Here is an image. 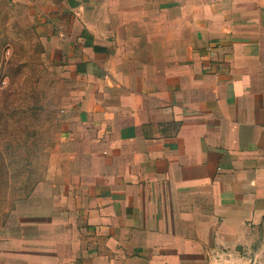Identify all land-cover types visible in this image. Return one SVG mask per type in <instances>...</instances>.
<instances>
[{
  "label": "crops",
  "instance_id": "crops-1",
  "mask_svg": "<svg viewBox=\"0 0 264 264\" xmlns=\"http://www.w3.org/2000/svg\"><path fill=\"white\" fill-rule=\"evenodd\" d=\"M12 3L32 7L67 85V160L7 213L0 264H216V242L249 249L264 227V0L0 8Z\"/></svg>",
  "mask_w": 264,
  "mask_h": 264
},
{
  "label": "rangeland",
  "instance_id": "rangeland-1",
  "mask_svg": "<svg viewBox=\"0 0 264 264\" xmlns=\"http://www.w3.org/2000/svg\"><path fill=\"white\" fill-rule=\"evenodd\" d=\"M38 28L32 7L0 8V224L67 160L60 133L67 85Z\"/></svg>",
  "mask_w": 264,
  "mask_h": 264
},
{
  "label": "water",
  "instance_id": "water-1",
  "mask_svg": "<svg viewBox=\"0 0 264 264\" xmlns=\"http://www.w3.org/2000/svg\"><path fill=\"white\" fill-rule=\"evenodd\" d=\"M82 3V0H78ZM258 236L253 240V242L249 245V249L246 246L240 247L236 246V248H230L221 244L219 242L215 243V250L212 255L215 259L216 264H240V259L238 257L233 256L231 252H234L238 255H244V257L248 258L247 264H254L255 255L260 250L261 241L264 239V227L261 226L258 231ZM236 260V263L232 261Z\"/></svg>",
  "mask_w": 264,
  "mask_h": 264
}]
</instances>
